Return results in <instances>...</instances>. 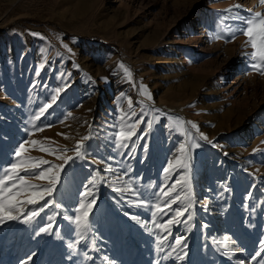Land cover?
<instances>
[{
    "label": "rangeland",
    "instance_id": "rangeland-1",
    "mask_svg": "<svg viewBox=\"0 0 264 264\" xmlns=\"http://www.w3.org/2000/svg\"><path fill=\"white\" fill-rule=\"evenodd\" d=\"M254 12L260 0H0V166L22 143L17 159L63 165L44 211L0 223V264H264V75L236 31ZM93 197L78 235L64 217Z\"/></svg>",
    "mask_w": 264,
    "mask_h": 264
},
{
    "label": "snow or ice",
    "instance_id": "snow-or-ice-1",
    "mask_svg": "<svg viewBox=\"0 0 264 264\" xmlns=\"http://www.w3.org/2000/svg\"><path fill=\"white\" fill-rule=\"evenodd\" d=\"M261 4H264V0H260ZM235 7L239 8L240 5ZM240 24L242 25L236 31L241 35L246 36L248 39L246 41L247 46H249L252 51L246 53L251 62V65L254 69H259L260 74L264 75V14L260 12H254L247 18H240ZM235 32L233 33L234 38ZM219 38V37H217ZM123 67V65H121ZM128 76H131L130 71L125 69ZM143 87V86H142ZM150 98V95H149ZM55 99V98H53ZM43 111L41 112V115ZM135 115V112L131 113ZM39 119V117H37ZM179 123V121H177ZM191 123V122H188ZM149 128L151 124L148 125ZM192 128H197L194 123H191ZM129 131L125 135L123 129H121L117 134V147H126L127 145L123 144V139H131L135 135V123L127 125ZM198 130V129H197ZM89 137H84L88 139ZM141 137H137V140ZM207 139V137H204ZM33 144L37 143L36 141L32 142ZM135 143V142H133ZM83 147L82 144L77 145L76 156L80 159L86 158V150L82 154L80 149ZM26 151L25 144H20L19 148L15 150V156L12 159L10 165L0 166V223H3L5 220H16L19 219L20 215H23L24 205H37L40 204L38 210H30L27 218L23 221L25 223L31 222V220L38 216L40 212L44 211L45 207L48 206V203L41 204V201H45L46 197H52L53 193L56 191V186L60 181L59 172L63 170V165H50L47 160H20L17 159ZM41 151H48L41 149ZM54 154V153H52ZM58 159H64L62 156H58ZM72 157L69 156L65 159V163L68 160H71ZM42 165H48V167H41ZM171 167V165H170ZM35 169H39L36 171ZM23 171L25 175H20V172ZM167 172L168 169H165ZM46 179L47 186L31 184L27 181L29 179ZM168 195V193H164ZM88 191L82 193V196H88ZM173 198V201L174 202ZM95 203V198L93 197L87 204L84 200H79L78 206L73 209L74 215L69 216L65 215L64 219L68 220L70 224H75L77 229V234L82 235L84 230H90V225L88 224V214L91 211L92 204ZM171 203V202H170ZM140 206H144V202H141ZM55 207H61L60 204H56ZM191 207V204H189ZM157 211H163L159 204L156 205ZM177 215H180V212H177ZM155 216V213H153ZM49 220L52 217H48ZM190 219V217H189ZM155 223V220L153 221ZM173 220L169 219L166 224L160 223L157 224V227L161 229H166L168 224H172ZM52 225L49 224L48 227L40 228V231L46 232L48 228H51ZM151 231V230H149ZM159 239V237L157 238ZM229 238H225L227 240ZM175 243L180 245L182 243L181 237L175 238ZM69 247H74L73 244H70ZM159 247V245H158ZM223 247L228 248L227 244H224ZM183 249H181L182 251ZM175 251V248H173ZM230 251V249H229Z\"/></svg>",
    "mask_w": 264,
    "mask_h": 264
},
{
    "label": "crops",
    "instance_id": "crops-1",
    "mask_svg": "<svg viewBox=\"0 0 264 264\" xmlns=\"http://www.w3.org/2000/svg\"><path fill=\"white\" fill-rule=\"evenodd\" d=\"M118 98L120 99V98H121V95H118V96H117V99H118Z\"/></svg>",
    "mask_w": 264,
    "mask_h": 264
}]
</instances>
